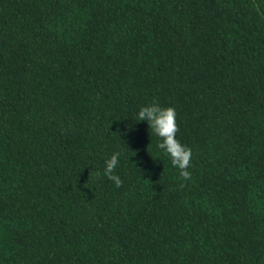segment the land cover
I'll return each mask as SVG.
<instances>
[{
	"label": "trees",
	"instance_id": "obj_1",
	"mask_svg": "<svg viewBox=\"0 0 264 264\" xmlns=\"http://www.w3.org/2000/svg\"><path fill=\"white\" fill-rule=\"evenodd\" d=\"M0 264H264V0H0Z\"/></svg>",
	"mask_w": 264,
	"mask_h": 264
},
{
	"label": "clouds",
	"instance_id": "obj_2",
	"mask_svg": "<svg viewBox=\"0 0 264 264\" xmlns=\"http://www.w3.org/2000/svg\"><path fill=\"white\" fill-rule=\"evenodd\" d=\"M130 120L132 123L125 125V134L134 130L136 123L145 122L148 129H151V132L158 138L156 148L170 158L171 165L180 170L179 174L184 180L191 178L188 169L192 150L176 136L178 128L174 107L161 106L156 102H151L141 106L135 114V119ZM120 156V152H114L105 160L103 169L104 175L112 180L116 187L122 184L121 178L113 174V170L118 166Z\"/></svg>",
	"mask_w": 264,
	"mask_h": 264
}]
</instances>
